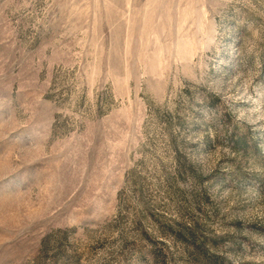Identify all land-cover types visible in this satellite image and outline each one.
<instances>
[{"label":"rangeland","instance_id":"374dc122","mask_svg":"<svg viewBox=\"0 0 264 264\" xmlns=\"http://www.w3.org/2000/svg\"><path fill=\"white\" fill-rule=\"evenodd\" d=\"M0 264H264V0H0Z\"/></svg>","mask_w":264,"mask_h":264}]
</instances>
